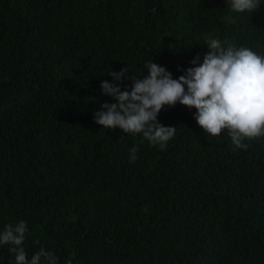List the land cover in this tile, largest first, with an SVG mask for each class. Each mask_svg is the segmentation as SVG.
<instances>
[{
	"label": "trees",
	"instance_id": "obj_1",
	"mask_svg": "<svg viewBox=\"0 0 264 264\" xmlns=\"http://www.w3.org/2000/svg\"><path fill=\"white\" fill-rule=\"evenodd\" d=\"M208 38L264 55V0L253 13L230 0H0V231L25 221L29 259L43 247L57 264H264V137L234 151L179 103L158 115L176 127L166 150L94 120L115 102L100 88L109 72L129 68L122 90L151 60L178 79ZM10 247L0 264H15Z\"/></svg>",
	"mask_w": 264,
	"mask_h": 264
},
{
	"label": "clouds",
	"instance_id": "obj_2",
	"mask_svg": "<svg viewBox=\"0 0 264 264\" xmlns=\"http://www.w3.org/2000/svg\"><path fill=\"white\" fill-rule=\"evenodd\" d=\"M260 3L261 0H230V7L236 13H253ZM205 43L209 52L203 63L197 55L191 61L197 66L188 68L178 79L151 60L144 65L148 75L143 79L133 75L130 90H122L116 82L122 83L129 68L109 72L114 82L102 81L100 88L115 102H105L103 110L94 112L95 123L106 129L119 128L131 136L142 134L151 145L166 150L176 127L162 125L158 115L166 106L179 103L196 109L194 118L206 134L219 137L227 131L233 150L246 151L245 140L264 137V55L218 38H208ZM137 151L135 146L129 149L130 163L137 160ZM28 231L23 220L0 231V245L11 246L15 264H41L42 258L45 264H57L55 254L43 247L28 258L23 247Z\"/></svg>",
	"mask_w": 264,
	"mask_h": 264
}]
</instances>
